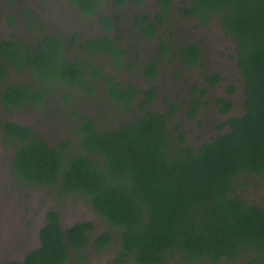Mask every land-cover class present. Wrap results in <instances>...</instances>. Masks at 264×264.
Segmentation results:
<instances>
[{
    "label": "trees",
    "instance_id": "trees-1",
    "mask_svg": "<svg viewBox=\"0 0 264 264\" xmlns=\"http://www.w3.org/2000/svg\"><path fill=\"white\" fill-rule=\"evenodd\" d=\"M104 1L70 0L82 15L96 14L97 3L103 7ZM145 1L116 3L124 7ZM156 3L159 9L153 17L145 12L132 16L131 24L143 37L156 38L177 10V15L194 18L202 26L217 21L234 40L244 112L228 115L221 123L228 127L225 132L194 148L180 124L171 121L179 112L174 103L167 113L147 108L156 98V88L139 90L82 60L88 53L107 56L114 67L123 65L129 50L118 44L119 35L112 36L115 18L107 15L99 19L106 31L100 37H74L69 44L77 45L74 60L65 58L63 35L48 33L36 21L27 25L31 36L43 34L36 45L0 38L4 109L40 107L47 95L60 90L65 102L77 103L80 93L98 96L94 83L101 80L119 117L130 115L111 128H99L98 117L76 110L75 140L56 144L26 124L0 121L4 141L13 145L11 169L19 180L55 187L61 197L79 195L107 227L94 234L91 221L63 226L59 212L51 209L40 228L39 245L22 261L1 264H67L72 252L83 256L91 240L98 251L117 244L113 264H172L171 259L175 264H264V205L238 193L264 182V0H182L177 7L174 0ZM158 37L159 55L168 56L169 44ZM178 57L184 66L196 67L203 58L201 43L181 41ZM158 66L157 60L149 61L143 73L154 80ZM24 70L34 83L10 81L12 72ZM205 79L214 86L221 77L213 73ZM196 90L202 96L205 87L195 86ZM200 96L193 100L190 116L198 112ZM216 104L224 115L232 109L227 97H217Z\"/></svg>",
    "mask_w": 264,
    "mask_h": 264
},
{
    "label": "rangeland",
    "instance_id": "rangeland-1",
    "mask_svg": "<svg viewBox=\"0 0 264 264\" xmlns=\"http://www.w3.org/2000/svg\"><path fill=\"white\" fill-rule=\"evenodd\" d=\"M180 2L182 0H175V6ZM21 8H29L42 20L48 33L63 35L65 58L71 60L77 56V45L71 48L69 44L74 42L77 34L80 40L101 35L100 16L115 18V31L111 34L119 35L121 40L118 44L129 50L123 65L114 67L107 56H90L88 53H83L82 60L112 72L122 83H133L139 90L156 88V98L147 108L167 113L170 104L174 103L179 112L171 121L180 124L187 142L194 148L225 132L228 127L221 123L228 115L240 116L244 112V83L237 68L235 42L225 34L217 21L202 26L194 18L177 15L176 10L165 28L160 27L157 37L150 40L134 29L131 19L134 14L141 12L153 17L157 11L154 0H146L142 5L129 2L124 7L119 6L116 0H105L103 7L93 16L82 15L67 0H0V38H18L32 45L37 44L38 35L31 36L26 29V22L16 18ZM158 36L169 44L168 56L159 55ZM183 40L201 43L203 58L196 67L184 66L178 57V48ZM153 60H157L159 66L156 78L151 80L143 73V67ZM213 73L220 74L221 79L217 85L209 86L205 76ZM10 81L34 83L28 70L21 74L12 72ZM94 84L98 96L80 93L77 103L75 100L65 102L62 90L47 95L44 105L34 109L25 107L15 112L3 109L0 103V121L12 119L27 124L49 143L56 144L63 139L72 143L75 140L76 110L98 117L101 120L99 128H111L121 120H128L130 115L127 113L119 117L115 103L106 95L101 80ZM195 86L205 87L202 96L197 90L194 91ZM231 86L234 87L232 92L229 91ZM197 96H200L201 105L198 112L190 116L188 110ZM217 97L232 100L229 114L220 112L216 104ZM12 149L13 145H7L0 130V264L8 260L22 261L27 252L39 245V231L51 209L59 212L63 226L91 221L94 234L107 228L88 200L79 195L61 197L55 187L33 186L19 180L11 169ZM238 193L251 203L264 205V182L258 186L242 187ZM117 251L118 246L113 243L98 251L91 240L83 256L72 252L67 264H113ZM175 262V259H171L170 263Z\"/></svg>",
    "mask_w": 264,
    "mask_h": 264
},
{
    "label": "flooded vegetation",
    "instance_id": "flooded-vegetation-1",
    "mask_svg": "<svg viewBox=\"0 0 264 264\" xmlns=\"http://www.w3.org/2000/svg\"><path fill=\"white\" fill-rule=\"evenodd\" d=\"M67 2L69 3V4H71V2H70V0H67ZM154 4H155V7H156V10L158 11V6H157V3H156V0H154ZM72 5V4H71ZM174 5H175V0H174ZM73 6V5H72ZM77 8V7H76ZM100 8H102L101 7V5L99 4V2L97 3V5H96V8H95V10L97 11V13L99 12V10H100ZM79 9V8H78ZM79 11L81 12V10L79 9ZM156 11V12H157ZM82 13V12H81ZM95 13H93L92 15H86V14H84V15H86V16H93ZM97 18H98V15L96 16ZM17 20L18 21H23L24 23L26 22V29H28L29 30V28H28V26L27 25H30V24H34V21H36V22H38V24H40L41 26H43L44 28H45V24H44V22L42 21V20H40L38 17H36V15L28 8V9H23V8H21L20 9V13L17 15ZM100 21V20H99ZM101 25V24H100ZM101 27H102V25H101ZM102 29H103V33L102 34H104L106 31L104 30V28L102 27ZM29 34H30V32H29ZM101 34V35H102ZM38 35V39H39V37H41V36H43V34H37ZM101 35H96V36H93V37H90V38H88V39H85V40H80V41H86V40H89V39H93V38H96V37H100ZM1 38H3V39H8V37L7 38H5V37H1ZM37 39V38H36ZM38 39H37V42H38ZM3 108V107H2ZM4 109V108H3ZM3 120V119H2ZM8 120H12V119H8ZM14 121V120H13ZM22 124V123H21ZM24 124V123H23ZM27 125V124H26ZM29 126V125H28ZM31 127V126H30Z\"/></svg>",
    "mask_w": 264,
    "mask_h": 264
}]
</instances>
